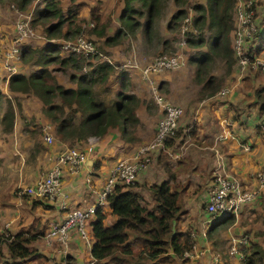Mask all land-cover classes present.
Masks as SVG:
<instances>
[{"label":"trees","instance_id":"16d2710c","mask_svg":"<svg viewBox=\"0 0 264 264\" xmlns=\"http://www.w3.org/2000/svg\"><path fill=\"white\" fill-rule=\"evenodd\" d=\"M30 1L0 0V3L2 5L10 3L19 11L24 9L27 11L26 7ZM263 2L264 0H254L255 30L243 43L244 52L254 53L255 56H261L262 50L264 51V17H258L259 7ZM172 3L175 9L166 22L167 30L179 29L189 10L194 13L189 15L184 42L186 46L198 49L189 59L193 64L191 80L199 85L194 100L200 102L213 96L224 85L225 78L231 74L236 62L231 45L232 32L234 35L235 28L233 18L235 0H205L204 3L172 0ZM35 5L31 17L27 15L22 17L29 27L41 26L48 41L58 39L57 42H60L81 35L89 36V39L84 36L83 38L92 43L96 53L89 55L90 57H83L82 54L72 51L67 53L62 51L57 42L49 41L35 48L21 46L22 42H20L18 46L20 59L31 61L36 65V69L30 73L15 72L9 75L7 89L10 92L32 95L38 99L43 115L53 126L55 136L69 147L86 141L88 137L101 138L110 129L116 127L123 140L129 143L139 141L135 136L136 126L139 125L135 110L140 100L126 90L130 86L127 71L122 65L101 60L99 57L106 56L104 47L118 45L124 38H134L138 29L149 40L153 32L154 20L163 6V0H122V8L118 15L119 27L111 35L105 34L104 29L107 24L99 22V16L94 12H90L87 21H76V5L67 8L65 15L60 0H38ZM13 34L14 40V30ZM91 37H95L96 40ZM99 40L100 46H97ZM201 48L204 49L199 50ZM59 49L66 55L61 57L55 54ZM217 62H220L223 68L220 76L211 73L212 67ZM51 63H56L58 66L49 69L48 65ZM82 68H85V71H82ZM68 69L74 72L65 71ZM252 70L247 68L239 79L244 78L243 83L248 81V85L244 84L246 86L241 82V88L246 91L251 89L254 101L240 108L237 105L232 107V118L237 120L238 110L253 106L258 119L255 127L264 140L260 129L264 125V88L252 85L254 84L252 77L245 79V74ZM255 70L260 72L258 69ZM57 72L66 74L73 86H64L57 82L55 79ZM113 73H115L116 88L110 91L108 81ZM3 98L0 131L9 133L13 127L14 108L9 99L0 93V102ZM180 132L177 127L173 129L162 145L150 154V162L155 155L160 166L167 173L166 179L143 187L150 195V203L137 191L136 183L115 185L104 201L113 221L108 225L103 223L104 213L100 210V206L92 211L95 216L89 223L92 237L89 253L93 264H159L158 258L168 261L171 255L184 259L182 253L189 250L193 243V231L189 228L180 231L176 226L184 213L181 201L184 184L175 182L174 174L167 166L170 158L163 151L165 147L174 144L178 137L189 135L190 138H194L191 130L183 135ZM214 177L215 175L213 179ZM240 183L243 185L241 180ZM80 209L85 210V208ZM231 220L232 218L227 217L225 222ZM262 225V230L257 233L264 239V217ZM30 230L28 226L12 235L0 233V261L3 264H22L25 260L37 256L38 252L31 243L39 237L38 235L43 234V229L33 234ZM238 250L242 254L239 259L241 264H264L262 249L257 243L248 241L240 244Z\"/></svg>","mask_w":264,"mask_h":264},{"label":"crops","instance_id":"0c3cea01","mask_svg":"<svg viewBox=\"0 0 264 264\" xmlns=\"http://www.w3.org/2000/svg\"><path fill=\"white\" fill-rule=\"evenodd\" d=\"M37 2L33 1L32 3L35 5ZM60 5H62L63 14L66 13L67 8L76 5V21H87L90 12H94L99 16V22L107 24L104 29L106 35H111L119 27L118 15L122 8V0H60ZM3 6L0 3V22L6 13V8ZM173 10L174 7H170L167 17H164L163 23L160 24V36L163 42H166L165 34L168 31L166 22ZM14 13L16 14L14 22L16 19H23L22 12ZM2 28L3 25L0 24V93L4 97H20L21 108L20 111L14 112L12 130L9 133L0 131V186L4 188V194L0 200V233L12 235L28 226L32 234L39 233L43 229V234L38 235L39 237L31 243V246L38 252L37 256L25 260L22 264H87L92 261L89 253L91 237L83 239L75 229L69 231L64 242L61 243L56 238L47 239L45 237L46 228L51 222L62 219L63 209L60 207V202L72 208H94L95 195L91 193V189H100L114 162L132 155L148 136L153 135L160 111L157 106L154 107V104L153 109L149 108L147 104L141 105L143 99H148L151 93L149 85L154 84L159 90L164 85L168 89V93L178 94L177 97L180 99L178 88H184V82L182 81L183 85H180L181 81L178 82V85L172 83L165 77L164 72L149 75L147 80L142 79L138 68L134 69L133 73L128 74L129 92L140 100L139 106L135 110L140 125L135 129V136L139 141L129 143L120 137L118 127L110 129L104 136L95 139L92 150L86 153L83 163L78 168H71L67 165L61 167L59 192L53 201L20 195L16 192L19 187L29 185L42 177L54 165L56 155L69 146L55 136L54 130L51 132L53 141L51 143L44 142L40 130L37 131L30 127V121L32 119L41 125L49 122L48 119L35 112L25 115V112L29 113V110H26L27 104L24 101H29V98L7 89V79L12 73L8 72L6 67L12 65L13 73H15L19 58L10 63H4V59L7 57L2 51L10 44V35ZM13 30L12 27V32ZM143 38L147 40V37L138 29L130 41H138ZM127 40L128 38H124L118 45L107 47L106 50L111 59L105 58L109 62L112 60L121 62L129 57L132 43L129 47L125 46ZM49 41L57 42L58 40L50 39ZM49 41L42 39L35 46L33 41H27V37L20 40V42H28L31 48L45 45ZM160 45L164 44L160 43ZM250 54L254 55V53ZM236 71L235 68L230 74L231 77L236 78L235 82L220 87V89L224 88L222 95L218 94L220 90L218 89L213 96L200 102L176 100L177 103H174L180 106L183 111L181 118L184 123L183 125L179 124L180 130L184 132L182 135L191 130L194 136L192 139L188 135L184 139L189 141L185 143L184 147H181L184 143L174 142L163 150L170 158L167 161V166L169 171L174 174L175 182L184 184L181 199L184 213L176 223L177 229L182 231L189 228L193 231L191 249L195 256L192 258L182 256L189 261L184 264H241L237 255L227 254L225 255L226 259L221 261V257L214 254V247L222 245L220 251H223L232 243H236L242 234H246L247 242L257 244L262 237V235L258 236L257 232L263 228L264 187L253 199L242 204L234 214L228 217L232 220L225 227H229H226L217 237L211 238V231L221 224H227L228 222H225L227 218L216 224L215 222L218 220H212L215 217H211L205 211L207 187L211 184L216 173H231L238 177L243 185L251 187L253 181H251L250 175L264 166V140L255 127L258 119L254 107L238 110L237 120L232 118V107L237 105L240 108L254 101L251 89L242 90L241 79H239L241 74H236ZM21 73H26V69ZM252 85L255 84L252 83ZM31 101L37 102L41 106L40 101L35 97H32ZM3 102L4 98L0 102V114L3 110ZM220 133L226 137L216 139ZM180 138L178 137L177 140ZM86 141L75 143L74 146L85 147ZM241 143H247L249 150H242ZM152 161L150 166L148 165L138 173L134 181L138 185L137 191L149 203L150 195L143 187L167 178V173L160 166L158 157L153 158ZM100 207L104 213L103 223L110 224L113 217L109 214L107 203ZM94 216V212H91L88 218L86 227L89 236H91L89 223L94 219ZM253 231L256 232L258 238H253ZM84 235L86 236V232ZM223 241L224 244H222ZM215 256H217L216 261L214 260ZM169 262L170 264L173 262L181 264L178 258L173 255L170 256Z\"/></svg>","mask_w":264,"mask_h":264},{"label":"built area","instance_id":"2783aa9c","mask_svg":"<svg viewBox=\"0 0 264 264\" xmlns=\"http://www.w3.org/2000/svg\"><path fill=\"white\" fill-rule=\"evenodd\" d=\"M33 1L37 2L38 0ZM253 4L254 0H236L232 48L236 60L235 67L239 74H242L247 68L264 71V57L245 53L243 48L245 38L255 30ZM189 17L188 14L182 20L181 33L186 31L190 20ZM13 29L15 31V39L10 47L3 51V54L8 58L14 57L17 60L19 53L18 43L21 39L32 35V30L28 26L27 21L23 19L18 20ZM183 42L184 40H181V43ZM59 45L62 51H72L82 54L83 57L96 53L92 43L82 36H77L71 40H60ZM184 63L185 59L178 54H161L154 56L144 65H141L139 72L142 79H147L152 73L174 70L183 66ZM6 69L10 73L14 72L12 65H8ZM150 92L161 113L156 121L155 132L151 140L139 145L132 155L114 162L105 183L100 189H91V193L95 195L94 208L104 203L106 195L115 185H130L134 183L138 173L149 165L152 151L160 147L167 135L177 127L178 119L182 115L181 107L169 102L154 84H150ZM223 93L224 88H221L218 94L222 95ZM51 129L52 127L47 123L41 125V136L46 143L52 142ZM260 129L264 136V125ZM224 136L223 133H220L216 139H223ZM95 139L97 137H88L85 147L73 146L60 151L55 157L54 165L42 177L29 185L19 187L16 192L32 198L53 201L59 192L61 167L67 165L71 168H78L83 163L86 153L92 150ZM240 147L244 151L249 150L247 143H241ZM250 179L253 181L251 187L242 185L239 178L233 174L225 172L216 173L213 182L207 189L205 211L215 218L234 214L242 204L253 199L260 192V189L264 187V166L254 171L250 175ZM60 207L63 209V217L61 220L53 221L48 225L45 237L47 239L56 238L63 243L67 231L71 228H76L83 239H85L82 220L83 218H87L94 208L85 210L72 208L67 207L63 202H60ZM244 243H246L245 236L229 246V253L237 255V258L240 259L242 254L237 249V245ZM194 254L190 248L184 251L182 256L192 258L195 256ZM214 260H217V256L214 257ZM0 264L3 263L0 261ZM87 264H93V260Z\"/></svg>","mask_w":264,"mask_h":264},{"label":"rangeland","instance_id":"374dc122","mask_svg":"<svg viewBox=\"0 0 264 264\" xmlns=\"http://www.w3.org/2000/svg\"><path fill=\"white\" fill-rule=\"evenodd\" d=\"M189 1H190V3H197V2L198 3H204L205 0H189ZM258 1H263V0H258ZM32 2H33V0H31L30 3L27 5V7H26L27 11L25 9L22 10V11H19L16 8H14L12 6V4H10V3L9 4H4L3 7L6 8V13L3 15L2 22H0V24L3 25L2 30L6 31L10 35V42H9L10 44L7 47H5L3 49V51H5L6 49H8L10 47V45L12 43V40H13L14 34L12 32V27L14 25V20L16 18V14L14 12H22L23 16L27 15L28 17H31L32 11H33V9L36 6V5L32 6L33 5ZM235 5H236V0H235V3H234L233 11H235ZM61 7H62V5H61ZM170 7H174V9H175V6L173 5L172 0H163V6L160 9V12L158 13V15L156 16V18L154 20L153 33L151 34L150 39L146 40V38H143V39H140L138 41H133L132 42V41H130L131 39L128 38V40L126 41V45L125 46L129 47L130 43H132L131 44V49H130L131 50L130 56L125 58V59H123L121 62H117L115 60H112V63L117 64V65H122L124 67V69L127 71V74H131V73H133L134 69L138 68V70H139V67L141 65H144L146 62H148L154 56L161 55V54H165V55L178 54V55L182 56L185 59L184 65L182 67L178 68V69L166 71V72H164V75L172 83H175L177 85H178V82H180V81L184 82V85H185L184 88H182V87L178 88L180 99H178V97H177L178 94L168 93V89L164 85L162 86V88H160L159 92L163 96H165L166 99L169 102H171L172 104L177 103L176 100H182V101H187V102L192 101L193 102V101H195L194 98H195V95H196V92H197V89H198L199 85L193 83L192 80H191L192 79V73H193V66H192L193 64L190 63V59L189 58H190V56L195 55V53H197L198 49L186 46L185 42L181 43V40L183 41L184 38H185V35H184L185 31H183L181 33V25H180L179 29L174 28V29L168 30L167 33L165 34L166 42L162 41L163 39L160 36L161 35V31H160L159 28H160V24L163 23L164 17H167V15H168V13L170 11ZM188 9L189 8H187V10ZM188 13H189V15H193L194 14L190 10H189ZM64 15H65V13H64ZM258 17L259 18L264 17V2L259 7ZM0 19H1V17H0ZM46 22H48V21H46ZM62 27L64 28V25ZM30 28H31L33 34L31 36H29V38H27V41L28 42L33 41L35 43L34 45L37 46V44L40 43V41L42 39H45L44 34H43L42 30H41V26H35V27H30ZM81 36L82 37L84 36L85 38L89 39V36H86V35H81ZM91 38L93 40H96L95 37H91ZM57 40L58 39H56V41ZM65 40H67V39H65ZM28 42H22L21 46L25 45V46L30 47V44ZM100 42L101 41L99 40L97 46H100ZM57 43H60V42H57ZM160 43L161 44L163 43L164 45L161 46ZM232 43H233V32H232V38H231V45H232ZM106 48L107 47H104V54L106 55L105 57L111 59L109 57V53L106 50ZM203 49L201 48L199 50H203ZM67 52L68 51H66V53ZM55 54H59V56H61V57L66 55L65 53L61 52L60 49L57 50V52ZM261 56L264 57V51L263 50H262ZM88 57H90V56H88ZM18 58H19V60L17 62L16 72L20 71L19 73H21L22 70L26 69V73H30L31 71H34V69H36V67H35L36 65H33L31 61H22L20 59V57H19V53H18ZM7 59L6 58L4 59V63L5 62L10 63L11 61L16 60L14 57H9V58L7 57ZM90 59H92V58H90ZM132 65H134V66H132ZM57 66L58 65L56 63H51L50 65H48V68L49 69H55ZM234 70H235V64H234V67H233V71ZM65 71H68V72L69 71H73L74 72V70H71V69H68V70H65ZM82 71H85V68H82ZM222 71H223L222 64L220 62H217L215 64V66L212 67L211 73H213L216 76H220V75H222ZM251 77L253 78V82L255 84V87H260L261 86V87L264 88V73H263V71L258 72L256 70H252L251 72H248L247 74H245V79H250ZM55 79L57 80V82L63 84L64 86L66 84L73 85V83H70V81H68V79L66 77V74L64 75L63 73L57 72L55 74ZM235 80H236V78L234 76H232V77L230 75L227 76L225 78V80H224V82H225L224 86H228L229 84H233L235 82ZM243 80H244V78L241 79V82H242L243 86H246L244 84L248 85V83H247L248 81L246 83H243ZM183 82L180 85H183ZM149 87H150V85H149ZM108 88H109L110 91H113L116 88L115 73H113L109 77ZM126 90L130 91L129 87ZM23 95H25V97L29 98V101H24V103L27 104L26 110H29V113L25 112V115L26 114L29 115L30 113H33V112L40 113V114L43 115V113L41 111L40 104L37 103V102L31 101L32 97H34V96L28 95V94H23ZM9 97H7V98L9 99L11 105L13 106L14 112L15 111H20V108H21V101L20 100H21V98L20 97H16V96H11L10 98ZM5 98H6V96H5ZM143 104H147L149 106V108H152L153 104L155 105L154 106L155 108L157 106L155 104L153 98H152L151 93L149 94L148 99L147 98L143 99V102L141 103V105H143ZM174 105H177V104H174ZM182 113H183V111H182ZM19 115H20V112H19ZM160 115H161V113H160ZM25 119H26V117H25ZM45 123L49 124L52 127V131H53L52 124L50 122H45ZM183 123H184V120L180 116L179 119H178L177 129H180V128H178L180 126L179 124L183 125ZM41 125H38L32 119L30 121V127L34 128L37 131H39L41 129ZM137 127H138V125L136 126V128ZM182 133H184V132L181 131L180 134H182ZM40 134H41V132H40ZM150 137H151V135L146 138L145 142L150 141L151 140ZM186 137H187V135L182 136L180 138V140H175V143L176 142H178V143L182 142L184 144L181 147L186 146L185 143L189 142L187 140H184ZM52 141H53V133H52ZM145 142H143V143H145ZM154 158H155V156H154ZM152 163H153V161H152ZM150 165H151V162H150ZM229 174H231V173H229ZM3 194H4V188L0 186V200H1L2 196H3ZM88 218H89V216L87 218H83L82 224H83L84 231L86 232L87 239H90L91 236H89V233L87 232V227H86L87 226V222H88ZM216 218H218V217H216ZM216 218H214V219H216ZM218 219H220V218H218ZM228 224H229V222L227 224H221L218 227L214 228L213 231H211V238L214 237V236L217 237L220 233H222L226 227L227 228L229 227V226L225 227V225H228ZM75 229L76 228H71V229H69L67 231V233L69 231H72V230H75ZM245 235L246 234H242L240 236V238H242ZM252 235H253V238H258V236H260L258 233H257L258 236H256V232H254V231L252 232ZM222 244H224V241H223ZM239 245H237V247ZM258 245L262 249L261 253H262V256H263V260H264V239H263V237H261V240H259V244ZM221 247H222V245L214 247V254L217 255V256L219 255L221 257V261H223V260L226 259L225 255H227V254L229 255L230 254L229 253V248L230 247L226 246L227 247V248L225 247L226 249H224L223 251H220L222 249ZM178 261H180L181 264L189 262V261H187L185 259H183L181 261V258H178ZM158 262H159V264H163V263L164 264H170L169 260L168 261H163V260H160V258L157 259V263ZM172 264H175V263L173 262Z\"/></svg>","mask_w":264,"mask_h":264},{"label":"water","instance_id":"95a60500","mask_svg":"<svg viewBox=\"0 0 264 264\" xmlns=\"http://www.w3.org/2000/svg\"><path fill=\"white\" fill-rule=\"evenodd\" d=\"M227 217H229V216H223V217L218 216V218H220V219L216 218V219H214V221L217 220V219H218V220H221V219H223V218H227ZM217 222H218V221H217ZM216 224H217V223H216Z\"/></svg>","mask_w":264,"mask_h":264},{"label":"clouds","instance_id":"9594fccd","mask_svg":"<svg viewBox=\"0 0 264 264\" xmlns=\"http://www.w3.org/2000/svg\"><path fill=\"white\" fill-rule=\"evenodd\" d=\"M101 60H106V61H108L104 56H102V57H99ZM51 132H52V129H51ZM214 219V218H213Z\"/></svg>","mask_w":264,"mask_h":264}]
</instances>
